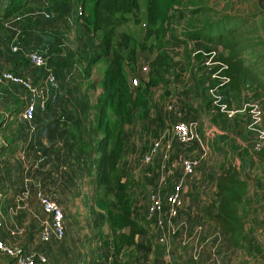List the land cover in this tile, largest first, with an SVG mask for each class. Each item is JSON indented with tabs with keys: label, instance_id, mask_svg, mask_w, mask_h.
<instances>
[{
	"label": "rangeland",
	"instance_id": "374dc122",
	"mask_svg": "<svg viewBox=\"0 0 264 264\" xmlns=\"http://www.w3.org/2000/svg\"><path fill=\"white\" fill-rule=\"evenodd\" d=\"M8 1L0 0V73L10 71L39 88L47 71H52L56 85L47 97H56L57 102L66 105L82 104L88 129L94 130L96 140L94 146L88 145L94 147L93 153L86 158L74 159L70 156L71 142L60 131L62 125L55 130L49 127L51 123L42 125L41 134L29 137L27 134L32 127L60 117V108L54 109L52 117H46L47 110H44L39 111L32 122H24L21 113L26 92L19 85H0V128L7 129L5 135H0V146L6 144L8 148L0 156V239L3 245L21 249L34 258L43 257L44 264H133L134 251L140 253L145 264L157 259L161 261L160 251L169 241L160 243L158 229L144 220L148 195L162 175L160 167L173 162L161 152L167 146L170 151L182 152L183 146L173 134L178 121L213 125L214 108L218 110V118L229 120L232 115L226 104H236L239 96L254 97V102L259 101L254 104L251 117L255 123H260L261 118L264 121V91L257 86L264 88V42H259L253 51L258 56L255 82L244 80L242 91L237 93L229 91L225 81L212 73V61L218 54L226 52L213 44L187 41L184 33L196 22L179 16L175 6L170 10L172 16L164 25L161 36L146 39L144 0L139 2L140 10L127 16L126 22L116 28L117 34L125 32L133 39L135 60H128L125 66L131 91L144 89L152 80L156 81L150 88L146 108L130 107L126 111L124 150L119 164L130 193L133 216L147 233L137 236L133 244L123 250L125 253L122 251L124 254L121 252L116 256L111 249L115 233L108 227L105 209L100 206L102 194L94 189L93 163L98 156L94 158L93 154L97 153L104 136L98 127L102 91L96 85L108 66V61L101 56L104 54L100 39L103 32L92 34L85 30L76 0H18L17 3L23 4L22 9L13 15H5ZM28 2L30 6H27ZM207 3L211 8L209 21L214 23L229 17L232 28H238L244 22V36L238 35L237 39H254L256 35L264 39V0H207ZM30 53L43 56L46 66L35 69L29 61ZM156 58H162L166 66L154 64ZM135 80L137 85H134ZM106 112L112 122L117 120L109 109ZM73 114L66 112L60 118L68 122ZM39 142L41 146L37 147ZM155 143L160 157L146 162L145 156L151 153ZM193 146L194 149L198 147L197 144ZM208 147L207 153L212 157L216 146L209 144ZM183 160L178 162L179 168L171 178L160 183L162 210L159 218L163 220L167 219L166 198L173 186L179 182L189 184L195 175L196 171L190 176L183 175ZM223 160L218 155L219 165ZM38 193L57 202L63 210L65 235L61 240L52 237L43 242L39 238L40 229L49 218L39 205ZM108 199L112 205L111 195ZM248 226L246 223L242 244L235 250L237 262L230 259L228 244L220 240L218 246L222 250L214 264H264V237H251L255 230ZM0 264H11V261L0 253Z\"/></svg>",
	"mask_w": 264,
	"mask_h": 264
},
{
	"label": "trees",
	"instance_id": "16d2710c",
	"mask_svg": "<svg viewBox=\"0 0 264 264\" xmlns=\"http://www.w3.org/2000/svg\"><path fill=\"white\" fill-rule=\"evenodd\" d=\"M8 2L9 5L4 8L5 15H13L22 9L21 1ZM139 2L140 0H76L82 11L80 18H83L85 30L92 34L103 32L100 39L104 54L101 56L108 61V66L96 82L102 91L98 127L103 130L104 136L98 144V159L93 163L94 189L102 194L99 203L105 209L108 227L115 233L111 249L112 254L116 256L131 246L137 236H144L147 233L133 216L130 193L119 167L124 150L123 130L126 111L130 107L146 108L150 88L156 85V81L152 80L144 89L131 91L125 76V66L128 60L130 62L135 60L133 39L125 32L116 33V28L126 22L127 16H133L140 10ZM144 2L146 39L163 35L164 25L172 16L170 10L175 6L179 16L196 22L184 33L187 41L213 44L226 52L218 54L212 61L214 64L212 73L216 78L224 80L228 88L237 93L242 91L244 80L255 82V59L258 56L253 51L257 49L259 42H264V39H260L258 35L254 39H237L238 35L244 36L245 29H242L244 22L240 23L238 28H232L230 26L232 20L229 17L218 19L214 23L209 21L211 8L207 0H144ZM247 55L250 58L246 59ZM154 64L166 66L162 58H156ZM257 86L264 91L262 86ZM53 101H56V97H49L46 110ZM107 109L117 118L116 121H111ZM6 131L7 129L0 128V135H5ZM5 146L6 144L0 146V156L8 150ZM246 190L247 183L241 179L234 167L229 166L225 170L220 167L215 198L205 208L206 217L213 222L226 244L235 249L242 244L245 224L240 215V206ZM108 195L112 197V205L109 204Z\"/></svg>",
	"mask_w": 264,
	"mask_h": 264
},
{
	"label": "crops",
	"instance_id": "0c3cea01",
	"mask_svg": "<svg viewBox=\"0 0 264 264\" xmlns=\"http://www.w3.org/2000/svg\"><path fill=\"white\" fill-rule=\"evenodd\" d=\"M27 6H30L29 2ZM254 100V97L249 99V97L239 96L236 104L234 102L226 104L232 115L229 120L218 118V110L214 108L213 125L209 122L202 124L198 121L197 133L202 143L201 147L197 145V149H194L193 145L183 146L181 153H175L174 149L170 151V146H167L164 152L160 151L161 154H166L165 158L173 161L167 163L173 174L179 168L178 162L185 158L198 160V170H195L193 180L183 185L184 204L179 212L178 221L185 224V230L172 237L170 244L161 249V261L157 259L147 264H214L218 262L222 250L218 246V241L224 239L214 227L213 222L206 217L205 208L215 198L216 180L220 174V167L224 170L229 166L234 167L241 179L247 183L246 194L240 206V215L245 222L244 229L248 223V227L255 230L251 237H264V121L262 118L260 123L252 120V108L254 104L259 103ZM219 103L223 102H217ZM81 106L83 105L78 103L66 105L53 101L49 104L45 116L48 118L54 116V109L60 108V117L65 116L66 112L74 113L70 117L71 120L67 122L60 117H54L51 119L53 122H41L32 127L27 135L31 137L32 134H41V126L45 124L51 123L49 127L52 130L62 125L64 127L60 130L61 133L71 142L70 156L74 159L86 158L90 152H94V147L88 146L89 143L94 146L96 139L93 137L94 130L88 129L89 124L83 116L85 109ZM42 118L43 114H41ZM210 126L213 127L208 130ZM157 129L159 130L160 127L158 126ZM209 144L216 146L212 157L207 153ZM36 145L40 147L41 142ZM33 146L34 144L30 145V149ZM93 155L94 158L98 156L97 153ZM218 155L224 158L220 165L217 161ZM157 157H160L159 151L155 152L152 161ZM93 166L95 172V165ZM227 247L229 251L231 250L230 259L236 263L237 250L229 245ZM123 252L122 254L125 253ZM0 253L8 257L11 264H15L11 257L3 252ZM139 254L134 251L133 264H145L141 261Z\"/></svg>",
	"mask_w": 264,
	"mask_h": 264
},
{
	"label": "built area",
	"instance_id": "2783aa9c",
	"mask_svg": "<svg viewBox=\"0 0 264 264\" xmlns=\"http://www.w3.org/2000/svg\"><path fill=\"white\" fill-rule=\"evenodd\" d=\"M29 61L35 69H43L46 66L45 58L38 53H30ZM19 85L26 92L24 98L25 106L21 113V118L24 122L30 123L33 121L37 112H43L47 108L48 94L51 88L56 85V78L52 71H47L44 79L41 81L39 88L24 80L10 71H4L0 73V85ZM134 85H137V80L134 81ZM177 116H180L178 113ZM174 136L176 141L185 147H189L193 144L202 146L201 140L197 133V124L193 122L178 121L174 125ZM158 144H154V148L151 150L149 155L145 156V161L150 162L153 155L157 151ZM198 167V160L196 159H185L182 162V172L184 176L193 175L196 168ZM161 177L159 183L153 187L148 195L146 203V209L144 213V220L146 223L154 224V226L160 232L158 241L160 243L170 242V239L176 236L179 232L185 230V224L178 223V215L180 210L183 208V184L182 182L176 183L171 192L167 195V219L163 220L159 218V214L162 210L161 194H160V183L166 178L172 176V170L167 165L163 164L161 167ZM37 199L43 212L48 216L49 221H46L40 229L39 238L43 242H48L52 237L57 240H61L65 235V217L62 208L57 202L51 198L43 195L42 193L37 194ZM1 229V224H0ZM168 242V244H169ZM167 244V245H168ZM0 252L5 253L14 260L15 264H44L46 260L43 257L34 258L33 256L26 254L18 248H7L3 245L0 239ZM196 257V254H194Z\"/></svg>",
	"mask_w": 264,
	"mask_h": 264
}]
</instances>
